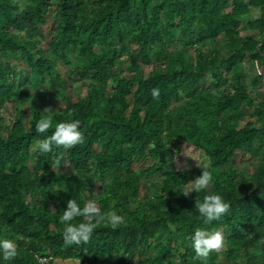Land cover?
I'll list each match as a JSON object with an SVG mask.
<instances>
[{
	"label": "trees",
	"instance_id": "trees-1",
	"mask_svg": "<svg viewBox=\"0 0 264 264\" xmlns=\"http://www.w3.org/2000/svg\"><path fill=\"white\" fill-rule=\"evenodd\" d=\"M262 84L264 0H0V237L18 248L4 264H127L142 249L137 264H264V97L250 90ZM49 108L48 135L78 119L81 143L38 150ZM190 148L208 165L179 167ZM205 170L207 189L181 193ZM209 193L230 208L206 224L195 205ZM72 198L124 221L97 218L90 241L70 246ZM196 228L223 230L228 247L197 257Z\"/></svg>",
	"mask_w": 264,
	"mask_h": 264
},
{
	"label": "clouds",
	"instance_id": "clouds-1",
	"mask_svg": "<svg viewBox=\"0 0 264 264\" xmlns=\"http://www.w3.org/2000/svg\"><path fill=\"white\" fill-rule=\"evenodd\" d=\"M154 97L159 95L158 89L152 90ZM47 114L36 123V131L44 134V138L39 143L38 150L42 153H48L54 147L63 146L70 149L83 140V133L80 130L81 121L78 119L59 122L55 125L54 131L48 135V129L53 125L52 109H45ZM58 163V162H57ZM194 189L184 190L181 193L187 195L192 191L207 189L212 183L211 174L205 170L202 175L194 181ZM195 208L198 209L200 216L206 224L219 220L228 212L230 205L218 193H209L204 196L203 202H196ZM77 217H83V221L78 225L72 223ZM107 220V222L116 227L123 223L124 217L115 212L101 213L95 201L86 202L84 207L76 199L68 200L67 207L63 211L62 222L65 227L62 230L64 242L68 245H80L87 243L92 238L96 227V219ZM191 247L194 249L197 257L205 258L213 250H219L224 242V236L220 231H208L205 228H196L189 237ZM18 255L16 241L7 237H0V264L14 260Z\"/></svg>",
	"mask_w": 264,
	"mask_h": 264
},
{
	"label": "rangeland",
	"instance_id": "rangeland-1",
	"mask_svg": "<svg viewBox=\"0 0 264 264\" xmlns=\"http://www.w3.org/2000/svg\"><path fill=\"white\" fill-rule=\"evenodd\" d=\"M253 17H257L258 16V12L254 11L252 13ZM59 28V24L58 21L53 20L51 17L49 18L47 24L43 25L40 27L39 32L41 34V36L43 37V39L46 42H50L51 40L55 39L56 37V32ZM253 35H255V32H253ZM190 38H192V34L189 33L188 35ZM133 56L140 60V54L138 51H135ZM247 65H249V62H247ZM118 69L120 72H122L123 69V63L122 62H118ZM60 71L62 72V74L65 76V70L63 68H60ZM259 69H255V71L250 70L249 71V76L252 77L253 75H256L257 72H259ZM124 76L130 77V74L128 73H123ZM27 76L26 72H23L20 79L23 80L25 77ZM65 79V77H64ZM64 85L66 86V82L64 80ZM76 89L77 90H81L80 85H76ZM250 90L252 91V93L257 96L260 99H263L264 97V84L260 85L258 88H254L251 87ZM69 95H71L72 97H74V95H72V91L68 90ZM140 93V87L138 90H135L131 95H130V99L134 100L138 97ZM52 108L55 110L60 109L63 106V102L57 101L51 104ZM15 106L11 105V104H6L4 107V115L8 118V119H12L15 116ZM247 156H243L242 153H239L236 157V161L238 163V165L242 166L245 165L247 163ZM208 165V162L206 160L205 157H203V155L200 152H197L196 150L190 148L187 149L186 152L183 154V157L181 158V161L179 162V167L184 168V169H191V168H203L205 166ZM136 170H140L139 166H137ZM223 236H224V242L222 247L219 250L216 251H221L223 249H226L228 247L227 241H226V234L223 230L220 231ZM145 255V249H142L141 251L138 252V254L136 255V259L133 261H129L127 264H137V261L143 257ZM224 261V259H223Z\"/></svg>",
	"mask_w": 264,
	"mask_h": 264
},
{
	"label": "built area",
	"instance_id": "built-area-1",
	"mask_svg": "<svg viewBox=\"0 0 264 264\" xmlns=\"http://www.w3.org/2000/svg\"><path fill=\"white\" fill-rule=\"evenodd\" d=\"M50 260V258L48 257H39V261L42 262V263H46Z\"/></svg>",
	"mask_w": 264,
	"mask_h": 264
}]
</instances>
